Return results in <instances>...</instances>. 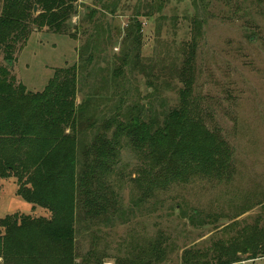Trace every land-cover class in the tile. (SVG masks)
<instances>
[{
    "label": "rangeland",
    "instance_id": "rangeland-1",
    "mask_svg": "<svg viewBox=\"0 0 264 264\" xmlns=\"http://www.w3.org/2000/svg\"><path fill=\"white\" fill-rule=\"evenodd\" d=\"M70 31L76 39L33 32L10 72L37 93L54 70L76 67L80 163L98 135L130 122L151 129L184 91L216 142L204 172L160 189L140 142L119 136L112 174L94 184L108 199L77 215L73 263L180 264L185 250L230 240L263 249L264 0H80ZM17 189L15 177L0 179V219H50ZM158 237L166 253L155 262L148 250Z\"/></svg>",
    "mask_w": 264,
    "mask_h": 264
},
{
    "label": "trees",
    "instance_id": "trees-1",
    "mask_svg": "<svg viewBox=\"0 0 264 264\" xmlns=\"http://www.w3.org/2000/svg\"><path fill=\"white\" fill-rule=\"evenodd\" d=\"M79 1L0 0V56L4 63H0V179L15 177L17 195L51 215L48 220L17 214L0 219V257L5 264H74L71 254L77 215L91 209L97 213L99 197L108 199L103 187L98 191L94 184L100 175L112 174L119 136L140 142L138 151L148 160L160 189L185 181L191 171L204 172L214 155V135L205 129L184 91L179 107L167 112L162 121L154 119L151 129L142 122L115 124L111 137L98 135L89 160L79 162L76 67L54 70L44 90L37 93L26 90L10 72L15 55L33 32L76 39L70 21ZM111 127L112 123L104 126L106 131ZM192 134L197 136L196 142L190 143ZM92 202L96 205L90 209ZM232 241L217 242L211 249L185 250L180 264H236L264 257V248L253 249L244 242L239 249ZM162 243L158 237L148 250L155 262L166 253Z\"/></svg>",
    "mask_w": 264,
    "mask_h": 264
},
{
    "label": "water",
    "instance_id": "water-1",
    "mask_svg": "<svg viewBox=\"0 0 264 264\" xmlns=\"http://www.w3.org/2000/svg\"><path fill=\"white\" fill-rule=\"evenodd\" d=\"M33 13H34V14L37 13V7H36V6H34V8H33Z\"/></svg>",
    "mask_w": 264,
    "mask_h": 264
}]
</instances>
